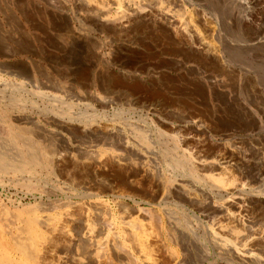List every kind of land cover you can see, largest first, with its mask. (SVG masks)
<instances>
[{"label":"rangeland","instance_id":"obj_1","mask_svg":"<svg viewBox=\"0 0 264 264\" xmlns=\"http://www.w3.org/2000/svg\"><path fill=\"white\" fill-rule=\"evenodd\" d=\"M76 1L0 0V257H7L0 264L19 256L22 242L31 245V264H92L72 221L88 214L90 240L121 234L120 216L141 222L145 254L125 244L132 258L125 264H245L210 245L209 223L218 222L242 247L246 229L260 228L263 219L247 214L237 224L206 218L166 186L186 179L214 205L264 197V178L253 182L242 174L244 167L264 165V0L247 7L241 0H184L191 18L203 14L209 21L214 32L206 41L215 52L170 39L150 22L116 23L130 0H88L95 8L88 10ZM250 15L244 24L241 18ZM88 90L111 101L97 103ZM188 119L205 123L239 155L220 178L214 174L216 181L201 177L194 166L198 152L181 141L192 133L183 128ZM219 129H227V137ZM203 149L201 158L217 152ZM217 149L222 152V144ZM27 156L35 161L15 168ZM208 184L230 187L225 193ZM97 214L105 223L100 231ZM42 216L46 223H38Z\"/></svg>","mask_w":264,"mask_h":264},{"label":"bare ground","instance_id":"obj_2","mask_svg":"<svg viewBox=\"0 0 264 264\" xmlns=\"http://www.w3.org/2000/svg\"><path fill=\"white\" fill-rule=\"evenodd\" d=\"M90 1V0H89ZM89 1L88 0H78V2L84 7V9L88 10L89 7ZM115 2L117 0H114ZM119 1V0H118ZM123 1V0H122ZM128 1V0H127ZM142 2L140 3L138 1V3H130L128 4V2L125 4V8L120 11V14L118 13V18L115 20L116 23L118 24H121V25H124V24H132V23H135L137 21H143V22H150L152 23L153 25H156L158 28H160L163 32H165V35L167 34L168 36H170V39L173 38V37H178V38H182V39H185V42H187L190 47L192 46L193 48L195 49H201V50H204V51H214L216 49H213V46L211 45V43L209 44L207 41H206V36L207 35H210L211 32L213 31V29H211V25L209 24V21L207 20V18L201 14V15H197V17L195 19L191 18V16L189 14H187V12L183 9V4H184V0H141ZM242 2H252V0H241ZM240 1V2H241ZM77 1L75 0V3ZM125 2V1H124ZM123 2V3H124ZM239 2V4H240ZM78 3V5H80ZM121 3V2H119ZM123 3H121L123 5ZM243 3V4H244ZM77 4V3H76ZM163 5H166L165 7L168 6V9H166L165 7H163ZM245 6L248 5V4H244ZM81 6V7H82ZM243 6V5H242ZM247 7V6H246ZM94 7L91 6L90 9H92ZM119 8H122V7H119ZM95 9V8H94ZM98 9V8H97ZM118 9V8H117ZM197 9V8H196ZM116 10V9H115ZM95 11V10H94ZM105 11V10H104ZM117 11V12H119ZM91 12V10L89 11ZM99 12V11H98ZM103 12V11H102ZM195 12V11H194ZM78 13V12H77ZM199 13V12H198ZM88 14V13H87ZM93 15V14H92ZM117 16V15H116ZM256 15L252 14V17L254 18ZM258 16V15H257ZM251 15L250 17H244V18H241L242 22L244 24H250L251 22V19H252ZM103 18H101L100 20H102ZM106 19V18H105ZM109 21V20H108ZM107 20L104 21V22H108ZM114 22V21H113ZM100 23V22H99ZM213 27V26H212ZM157 29V28H156ZM214 32V31H213ZM166 35V36H167ZM174 40V39H173ZM210 41V40H209ZM187 44V45H188ZM212 47H211V46ZM209 52V53H210ZM213 53V52H212ZM211 53V54H212ZM86 94L88 97H90L91 99L95 100L97 103L100 102V104L102 103H105V102H110L111 99L110 97H105L104 98H100L95 92H92L91 91H86ZM156 109V108H155ZM16 120V119H15ZM72 120V119H71ZM66 123H73L75 121H70V120H64ZM62 122V120H61ZM65 122H62L63 124ZM12 123V122H11ZM18 126V125H17ZM68 126V125H67ZM177 125H175L174 127H176ZM183 126V125H182ZM65 127V126H64ZM180 127V126H179ZM83 128V127H82ZM86 128V132H87V127H84ZM184 130H186L187 128H189L188 130L190 131V129L192 130V133L188 134L186 133V135H184L183 137H181V141L183 144H187V143H191L193 144L192 147L194 146V151L198 152V155L197 157L198 158H195L197 159V161L195 162L194 166L196 165L198 170H200L202 172V175L201 177H204L203 179L206 181V182H210L211 178L215 179L216 176H214V174H223V173H226V168L228 166L227 163L229 162H234V161H237L239 159V155L237 153H235V151L233 152L234 149H231L227 146V144H223L221 141H217L214 136L211 135L210 133V129L208 128V126L199 121V120H192V119H188V120H185V124L183 126ZM84 130V129H83ZM89 130V129H88ZM183 130V131H184ZM9 131H10V128H9ZM187 131V130H186ZM220 133L219 135L221 137H227V135L229 134L227 132V129H219ZM16 131L14 130V132L12 133H15ZM191 132V131H190ZM216 132V131H215ZM88 133V132H87ZM171 134V133H170ZM16 135V134H15ZM215 135V134H214ZM27 136V135H26ZM16 137V136H14ZM217 137V136H216ZM18 138V137H17ZM19 139V138H18ZM180 139V138H179ZM16 140V139H15ZM31 143V142H30ZM29 143V144H30ZM28 144V145H29ZM222 144V147H223V151L222 152H219L221 150H218L217 148ZM21 147L23 148V146L21 145ZM203 147H207L206 150L210 149V150H213L215 152V150H217L216 154L211 158H208L207 159V156L206 158H201L199 154L200 151L204 150ZM30 148V147H29ZM227 151V150H229ZM237 150V149H236ZM28 151V150H27ZM35 151V150H34ZM211 151V152H213ZM24 152V151H23ZM22 152V153H23ZM82 152V151H81ZM204 152V151H203ZM209 152V150H208ZM210 152V153H211ZM213 152V153H214ZM25 153V152H24ZM89 153V152H88ZM185 153V152H184ZM40 154V153H39ZM26 155V153H25ZM73 155V153H72ZM195 156V155H194ZM78 157V156H77ZM25 158V157H24ZM241 159V158H240ZM60 160V159H59ZM97 160V159H96ZM95 160V161H96ZM32 161H35L33 160L32 157H28L27 156V159H24L22 160V163L21 164H18L16 165L15 168L17 169H21V168H24L25 165L27 164H30ZM244 161V160H243ZM241 161V162H243ZM246 161V160H245ZM251 161V160H250ZM256 161V160H255ZM261 161V160H260ZM75 162V161H74ZM106 162V161H105ZM232 162V163H233ZM253 162V161H252ZM64 163V162H63ZM84 163V162H83ZM104 163V161H103ZM111 163V162H110ZM185 163V162H184ZM231 163V164H232ZM246 163H249V162H246ZM262 164V161L260 162ZM76 164V163H75ZM107 164V163H106ZM236 164V163H235ZM243 164V163H242ZM259 165L260 167L257 168L259 170L255 171L256 168L254 169L253 167H250V166H247V167H244L245 170L242 171V174L244 175V177L246 176H249L250 177V180L253 181V182H256V181H259L261 180L262 178L264 177H261V176H264V165ZM264 164V163H263ZM43 165V164H42ZM114 165V164H113ZM230 165V164H229ZM248 165V164H247ZM64 166V165H63ZM70 166V165H68ZM195 166V168H196ZM231 166V165H230ZM254 166V164H253ZM112 167V166H111ZM256 167V166H255ZM94 168V167H93ZM79 169V168H78ZM90 169V168H89ZM98 169V167H97ZM111 169V168H109ZM16 170V169H14ZM124 170V169H123ZM195 170V169H194ZM239 170V169H238ZM89 171V170H88ZM217 171V172H216ZM108 172V171H107ZM106 172V173H107ZM132 172V171H131ZM81 173V172H80ZM105 173V172H104ZM134 173V172H133ZM199 173V172H197ZM232 173V172H231ZM241 174V175H242ZM232 175V174H231ZM240 175V176H241ZM242 175V176H243ZM246 175V176H245ZM76 176V175H75ZM133 176V175H132ZM124 177V176H123ZM123 177L121 180H123ZM128 177V175H127ZM198 177V175H197ZM217 177H219L217 175ZM243 177V178H244ZM72 178V177H71ZM80 178V177H79ZM220 178V177H219ZM219 178H216V179H219ZM240 178V177H239ZM74 179V178H73ZM110 179V178H109ZM180 179V178H179ZM178 179V180H179ZM195 179V178H194ZM215 179V181H216ZM159 180V179H158ZM186 179L184 180H179V181H173V183L171 182H168L169 185L168 187L166 186V188L173 193L175 194L177 197H179L182 201H184V203H188L189 205L193 206V208L195 209H198V211L202 210L203 211V215L207 218V217H211L212 215H216L217 218H220L223 222L224 220H226V222L230 221L231 222H235L237 224H240L243 222V219L242 218L243 216L246 217L247 214H253L257 220L258 219H263L262 221V224L260 225V228H255L257 227L255 225V229H251L250 227L248 229H246L248 232L247 235H244L243 236V242L244 244L242 245V247H240L241 244H239V247L238 245L235 246L233 242H230V240L228 238L225 237V233L223 231V227L222 226H219L218 222L214 223L213 224V221L212 223H209V224H213L212 226H208V233L210 235V238H211V241H212V246L216 248H219L221 250L225 252H228L230 253L234 258L236 259H239L241 261H244L246 263H249V264H264V197L263 196H260L258 195V198L259 200L255 203V201H251L252 199L251 198H248L246 201L242 200V199H236V200H231L230 198H227V199H230V200H226L224 204H218V205H214L215 203L211 204L210 201H206V200H202L200 199L197 194H199L200 192L196 193L195 190H197L196 188H198L199 190H201L202 194H206L207 192L199 187V185L197 186L196 184L194 183H188V181L186 182L185 181ZM203 180V181H204ZM210 180V181H209ZM221 180V179H220ZM245 180V179H244ZM72 181V180H71ZM74 181V180H73ZM81 181V180H80ZM160 181V180H159ZM263 181V180H262ZM65 182V181H64ZM133 182V181H132ZM131 182V183H132ZM162 182V181H161ZM165 182V181H164ZM166 182V183H167ZM192 182V181H191ZM219 182V180H218ZM242 184L244 185V181H241ZM244 182V183H243ZM264 182V181H263ZM135 183V182H134ZM150 183V182H149ZM198 183V182H197ZM202 183V182H201ZM217 183V182H216ZM238 183H239V180H238ZM78 184V183H77ZM128 184V182H127ZM159 184V183H158ZM163 184V183H162ZM210 184V183H209ZM208 184V186H210ZM218 184V183H217ZM225 184V183H224ZM237 184V183H236ZM247 184L249 185V182H247ZM104 185V184H103ZM133 185V184H131ZM156 185V184H155ZM213 185V184H212ZM211 185V186H212ZM228 185V183L226 184ZM89 186V185H88ZM92 186V185H91ZM100 186V185H99ZM130 186V184H129ZM162 186V185H161ZM161 186H159L157 189H159ZM207 186V188H208ZM210 186V187H211ZM239 186H242L240 185L239 183ZM245 186V185H244ZM126 187V186H125ZM157 187V186H156ZM214 187V186H212ZM230 187L229 186H224V185H216V190L218 191H224L225 193L228 191V188ZM246 187V186H245ZM101 188V187H99ZM130 188V187H129ZM134 188V187H133ZM233 189V188H232ZM243 189V188H241ZM111 190V189H109ZM108 190V191H109ZM140 190V189H138ZM163 190V188H162ZM212 190V189H211ZM114 191V190H113ZM153 191V190H152ZM161 191V190H160ZM159 191V192H160ZM164 191V190H163ZM210 191V190H209ZM149 192V191H148ZM158 192V193H159ZM211 192V191H210ZM214 192V191H213ZM241 192V190H240ZM170 193V192H169ZM217 193V192H216ZM220 193V192H219ZM223 193V192H222ZM146 194V193H145ZM160 194V193H159ZM214 194V193H212ZM250 194V193H249ZM256 194V193H255ZM155 195V194H154ZM166 195V194H165ZM164 195V196H165ZM174 195V196H175ZM215 195V194H214ZM217 195H219L217 193ZM160 196V195H159ZM158 196V197H159ZM169 195H167L166 197L168 198ZM171 196V194H170ZM200 196V195H199ZM248 196V195H247ZM154 197V196H153ZM165 197V198H166ZM176 197V199H177ZM202 197V196H201ZM207 197V195H206ZM222 197V196H221ZM164 198V197H162ZM244 198V197H243ZM253 198V197H252ZM256 198V197H255ZM257 198V199H258ZM255 199V200H257ZM221 200V199H219ZM136 202V201H135ZM51 203V202H50ZM102 203V202H101ZM100 203V204H101ZM227 204V205H225ZM83 205V204H82ZM85 205V204H84ZM94 205V203H93ZM132 205V204H131ZM52 206V205H51ZM78 206V205H77ZM95 206V205H94ZM98 206V204H97ZM121 206V205H120ZM53 207V206H52ZM87 207V206H86ZM99 207V206H98ZM93 208V207H92ZM96 208V206H95ZM102 209V208H101ZM98 208V210H101ZM76 210V209H75ZM96 211V209H95ZM102 211V210H101ZM101 211H96L94 212L93 211V214L97 213V212H100L99 214H101ZM127 211V210H126ZM134 211V210H133ZM197 211V212H198ZM88 212V211H87ZM110 212V211H109ZM125 212V211H124ZM80 213V212H79ZM83 213V212H82ZM81 213V214H82ZM85 213V212H84ZM76 214V213H75ZM88 214V213H87ZM99 214L95 215V217H97V220H98V217ZM129 214V213H128ZM154 214V213H153ZM73 215V214H72ZM71 215V216H72ZM123 215V214H122ZM144 215V214H143ZM202 215V216H203ZM69 216V215H68ZM89 214L87 216H83V215H79L78 217H76L75 219L73 218L70 219L72 221H74L75 223H77V230L76 231V234H77V241H79V244L80 246H82V249L83 251L86 253V258L88 261H90L92 264H120L121 262L118 263V261L116 260H119V259H130L132 260V258H129L130 257V254L129 253V249H127L126 247H124L125 244H128L130 247V249H134L138 254H141L144 255L145 254V250L143 251V253L141 252V247L143 246V237L141 239L140 237V232H139V228L141 227V222H140V225H137V222L136 220L133 221L131 219H128V217L126 215H123V216H120L121 217V221H119L118 219V223H120L121 225V234L120 233H112V234H109V235H104L105 237H103L102 235V238L99 236V238L97 240H90L89 238H87L88 236H86V233L87 231H85V229H87V225H89L87 223V220ZM91 216V215H90ZM105 216V215H104ZM108 216V215H107ZM94 217V216H93ZM106 217V216H105ZM70 218V217H69ZM92 218V217H91ZM104 218V217H102ZM107 218V217H106ZM106 218L104 219L106 222L109 220H106ZM111 218V217H110ZM212 218V217H211ZM216 218V217H215ZM247 218V217H246ZM255 218V220H256ZM90 219V218H89ZM135 219V217H134ZM249 219V218H248ZM96 221V219H94ZM100 220V219H99ZM98 220V221H99ZM102 222H103V226H104V221L103 219H101ZM101 220L99 221L98 223V227H93L94 229H98L99 231L101 230ZM138 220V219H137ZM151 220V219H149ZM254 220V221H255ZM38 221V220H37ZM93 221V220H92ZM91 221V222H92ZM218 221V219H217ZM250 221V220H249ZM47 222V217L46 216H42L40 219H39V222L38 223H46ZM101 222V223H102ZM154 222V221H153ZM215 222V221H214ZM227 222V223H228ZM251 222V221H250ZM257 222V221H256ZM70 223V222H69ZM95 223V222H94ZM149 223V222H147ZM253 223V222H252ZM251 223V224H252ZM37 224V223H36ZM74 224V223H73ZM109 226L112 228L111 224L108 223ZM107 224V225H108ZM143 224V223H142ZM223 224V223H222ZM243 224V223H242ZM244 224H248L247 222H245ZM259 224V223H258ZM45 225V224H44ZM119 225V224H118ZM144 225V224H143ZM150 225V224H149ZM156 225V224H155ZM221 225V224H220ZM71 226V225H70ZM73 226V225H72ZM93 225H91L92 227ZM108 226V227H109ZM229 226V225H228ZM231 226V225H230ZM233 226V225H232ZM247 226H251V225H247ZM90 227V226H89ZM116 227V226H115ZM145 227V226H144ZM156 227V226H155ZM154 227V228H155ZM223 229H222V228ZM253 227V226H252ZM110 228V229H111ZM157 228V227H156ZM155 228V229H156ZM207 228V227H206ZM84 230V232H81V230ZM95 229V231H96ZM109 229V228H107ZM116 229V228H115ZM117 229V230H119ZM142 229V227H141ZM140 229V230H141ZM144 229V228H143ZM225 229H226V226H225ZM243 229V230H244ZM113 230V228H112ZM111 230V231H112ZM231 230V229H230ZM74 231V233H75ZM115 231V230H114ZM207 231V230H205ZM227 231V230H226ZM233 231V230H232ZM86 232V233H85ZM141 232H144L141 230ZM150 232V231H149ZM155 232V231H154ZM229 232V231H228ZM238 232V231H237ZM91 233H94V230L92 229V232ZM103 233V232H102ZM110 233V232H108ZM231 233V232H230ZM233 233V232H232ZM231 233V234H232ZM101 234V233H100ZM107 234V232H106ZM229 234V235H231ZM234 234V233H233ZM65 235V234H64ZM95 235V234H94ZM149 235V234H148ZM153 235V234H152ZM242 235V234H241ZM66 236V235H65ZM144 236V234H143ZM157 236V235H156ZM235 236V234H234ZM231 235V237H234ZM238 236V234H237ZM76 237V235H75ZM92 237V236H91ZM239 237V236H238ZM157 238V237H156ZM236 238V237H234ZM96 239V238H95ZM160 239V238H159ZM68 240V238H67ZM75 240V238H74ZM144 240V239H143ZM19 241V240H18ZM146 242V240H144ZM150 241V240H149ZM234 241V240H233ZM238 241V240H237ZM241 241V240H240ZM238 241L239 243H243L242 241L240 242ZM154 242V240H153ZM36 243V242H35ZM68 243V242H67ZM157 243V242H156ZM211 243V242H210ZM66 244V243H65ZM76 244V243H75ZM145 244V243H144ZM147 244V243H146ZM47 245V244H46ZM78 245V244H77ZM17 247V251L19 253V256L17 257H13V258H10L9 259V262H7L8 264H31V257L33 256V254L31 253V248L29 249L28 247H31V245H26L24 242L22 243H19L16 245ZM79 246V245H78ZM145 246V245H144ZM78 248V247H77ZM144 248V247H143ZM81 249V250H82ZM146 249V248H145ZM69 250V249H68ZM79 250V249H77ZM131 252V251H130ZM133 252V251H132ZM140 252V253H138ZM152 252V251H151ZM84 253V254H85ZM35 254V253H34ZM63 254V253H62ZM67 254V253H66ZM71 254V253H70ZM227 255V254H226ZM75 256V255H74ZM82 256V255H81ZM133 256V255H132ZM83 257V256H82ZM140 257V256H139ZM143 257V256H142ZM146 257V255H145ZM134 258V257H133ZM141 258V257H140ZM149 258V257H148ZM145 259V258H144ZM154 259V258H153ZM173 259V258H172ZM7 260V257L6 256H2L0 257V262L2 261H5ZM143 260V259H142ZM148 260V259H147ZM146 260V261H147ZM50 261V260H49ZM134 261V260H133ZM145 261V262H146ZM149 261H151V259L149 258ZM155 261V260H154ZM85 262V261H84ZM87 262V261H86ZM132 261H130L131 263ZM143 262V261H142ZM152 262V261H151ZM150 262V263H151ZM33 263V262H32ZM61 263V262H60ZM63 263V262H62ZM123 263L125 264V261H123ZM127 263V261H126ZM136 263V262H135ZM148 263V262H147ZM146 263V264H147ZM155 263V262H153ZM151 263V264H153ZM245 263V264H246ZM50 264V263H49ZM75 264H81L80 261H78L76 259L75 261ZM131 264H134L133 262Z\"/></svg>","mask_w":264,"mask_h":264}]
</instances>
